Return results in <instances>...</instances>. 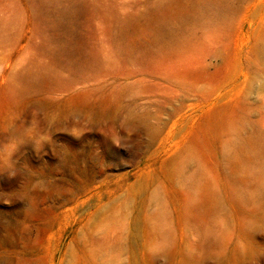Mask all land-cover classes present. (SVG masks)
<instances>
[{"label": "rangeland", "instance_id": "rangeland-1", "mask_svg": "<svg viewBox=\"0 0 264 264\" xmlns=\"http://www.w3.org/2000/svg\"><path fill=\"white\" fill-rule=\"evenodd\" d=\"M10 123L0 264H264V0H0Z\"/></svg>", "mask_w": 264, "mask_h": 264}, {"label": "clouds", "instance_id": "clouds-1", "mask_svg": "<svg viewBox=\"0 0 264 264\" xmlns=\"http://www.w3.org/2000/svg\"><path fill=\"white\" fill-rule=\"evenodd\" d=\"M0 131L4 136L3 140H0V175L6 174L10 179L16 178L20 165L17 153L21 147L30 141L38 150L47 139L44 134L34 133V125H30L23 132H17L15 125L10 123Z\"/></svg>", "mask_w": 264, "mask_h": 264}]
</instances>
